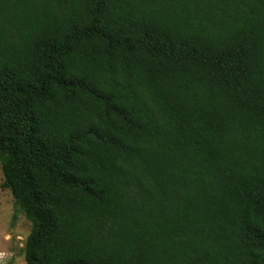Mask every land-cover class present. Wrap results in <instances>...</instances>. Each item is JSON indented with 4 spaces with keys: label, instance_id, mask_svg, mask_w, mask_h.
I'll return each instance as SVG.
<instances>
[{
    "label": "trees",
    "instance_id": "1",
    "mask_svg": "<svg viewBox=\"0 0 264 264\" xmlns=\"http://www.w3.org/2000/svg\"><path fill=\"white\" fill-rule=\"evenodd\" d=\"M0 163L28 264H264V0H0Z\"/></svg>",
    "mask_w": 264,
    "mask_h": 264
},
{
    "label": "rangeland",
    "instance_id": "2",
    "mask_svg": "<svg viewBox=\"0 0 264 264\" xmlns=\"http://www.w3.org/2000/svg\"><path fill=\"white\" fill-rule=\"evenodd\" d=\"M2 181L0 163V264H28L25 242L32 223L16 209L11 191L2 186Z\"/></svg>",
    "mask_w": 264,
    "mask_h": 264
}]
</instances>
